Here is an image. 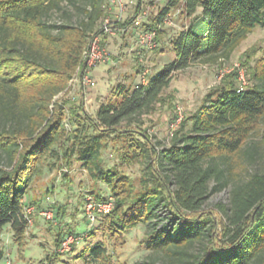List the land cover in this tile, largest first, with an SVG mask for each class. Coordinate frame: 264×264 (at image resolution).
I'll return each instance as SVG.
<instances>
[{
	"label": "trees",
	"instance_id": "trees-1",
	"mask_svg": "<svg viewBox=\"0 0 264 264\" xmlns=\"http://www.w3.org/2000/svg\"><path fill=\"white\" fill-rule=\"evenodd\" d=\"M66 1L75 2L0 0V159L7 161L0 166V236L9 227L13 243L23 246V199L41 177L44 162L69 166L74 160L115 198L112 211L103 216L109 237L147 225L144 248L169 264H264V170L234 184L226 203L203 208L211 194L227 186L231 158L245 154L264 120V55L251 68L256 83L239 89L236 73L227 75L180 123L169 145L152 143L139 130L141 117L153 111L174 73L195 62L228 59L255 27L264 28V0H169L158 22L178 4L190 20L171 41L175 58L143 86L119 85L118 97L100 103L93 116L81 105L69 108L70 132L65 104L54 98L81 66L106 7L103 0H84L88 5L76 8L83 14L78 23L47 20ZM110 137L121 145L120 163L143 169L135 193L129 177L105 167L101 156ZM66 235L58 236L56 245ZM4 258L0 246V261ZM77 258L106 264L108 255L102 243H95Z\"/></svg>",
	"mask_w": 264,
	"mask_h": 264
},
{
	"label": "rangeland",
	"instance_id": "rangeland-1",
	"mask_svg": "<svg viewBox=\"0 0 264 264\" xmlns=\"http://www.w3.org/2000/svg\"><path fill=\"white\" fill-rule=\"evenodd\" d=\"M74 1V4L67 1L66 4H61L55 14L52 13L47 20L54 22L59 18L63 23H78L83 18V14L76 8L87 6L88 3L84 0ZM140 1L142 2L129 0L130 8L118 22H115L116 34L102 37L103 46L108 50L109 61L90 69L96 87L81 86L80 72L75 70L72 76L76 81H73L64 93L56 98L58 102L65 104L64 123L68 132L74 128L73 120L69 116V108L81 105L87 114L93 116L100 103L118 97L116 91L119 85L131 89L133 83L138 82L137 71L141 73L146 69V79H148L160 72L164 64L175 58L171 50V41L188 24L189 18L184 13L173 12L169 23H163L162 20L158 22L157 15L169 0L160 3L156 0ZM179 7L180 4L173 10ZM156 8L159 10L158 14L155 12ZM137 14L141 15L142 22L133 25V18ZM153 26L157 27L149 28ZM98 28L99 23L94 30ZM123 28L125 31H120ZM146 28L158 29L155 38L157 47L152 51L140 50L138 54L136 33ZM109 40H112V46ZM263 55L264 28L257 26L228 59L219 58L207 63L195 62L188 68L174 73L159 103L154 106L151 113L141 117L143 124L139 130L145 132L152 143L159 142L160 146L169 145L180 123L195 111L205 94L219 85L227 75L236 73L237 87H250L256 83L252 78L251 68ZM240 74L243 75L244 83L240 82ZM178 112L182 120L178 126L173 127ZM120 146V143L113 141L111 137L108 138L101 158L105 167H116L129 177L132 192L135 193L141 188L140 179L144 172L139 164L120 163ZM244 150L245 154L249 151L250 156L243 154L239 158H231L233 168L231 167V173L228 172L227 186L222 191L211 194L203 206L204 209H212L217 202L226 203L234 184L251 173L264 170V120L259 130L247 141ZM52 162L54 165H51ZM6 163V160L0 159L1 167H5ZM95 194L106 199L109 196L113 197L105 184L93 182L85 169H82L76 161L72 160V163L66 166L62 161L47 159L43 164L41 177L32 184L23 199L25 206L35 209L30 215L32 224L26 228L23 246L18 247L13 243L9 227H5L0 236V246L4 250L5 258L0 264H100L89 258H77L81 250L95 243H102L106 248L108 255L106 264H136L143 261L152 264H169L162 254L144 248L143 240L147 225H138L114 237H109L107 222L103 216H99L90 227L84 214V205L88 199L96 200ZM113 199L115 203V198ZM48 209L56 211V214L54 213L56 223L49 222L39 215L41 211ZM160 215L162 216L163 213L161 212ZM91 233L93 236H90ZM66 234L72 235L75 241L68 252L61 253L60 245H56L55 241L58 236L63 237Z\"/></svg>",
	"mask_w": 264,
	"mask_h": 264
},
{
	"label": "built area",
	"instance_id": "built-area-1",
	"mask_svg": "<svg viewBox=\"0 0 264 264\" xmlns=\"http://www.w3.org/2000/svg\"><path fill=\"white\" fill-rule=\"evenodd\" d=\"M104 5L106 7V15L102 19L100 25V32L97 35H92L89 39L86 47L84 48L82 55H81V66L76 70L80 72L79 83L84 88H94L96 87V82L92 78V73L90 69L98 64L106 63L109 61L108 50L103 46V36H114L116 34L115 22H118L121 16L128 11L130 8L129 0H103ZM180 13L179 10H173L172 12H167L163 19V23H169L172 13ZM139 22V21H138ZM141 22H139L140 24ZM120 31H125V29H121ZM158 29H145L138 33L136 37V50H138V54L141 51H152L157 47L155 42V38L157 36ZM142 60V59H141ZM146 75L147 70H143L140 74H138V83L139 85L143 86L146 84ZM240 82L243 81V75L240 74ZM73 81H76L74 77L70 79L67 84L69 87ZM66 87V88H67ZM239 89H243L244 87L240 86ZM64 92L59 94L58 96L62 95ZM56 96V98H58ZM182 120L181 114L178 112L177 117L172 124L173 127L179 125ZM114 207V199L113 197L109 196L107 199L103 201H96L93 199H88L86 204L84 205V214L88 225L91 227L99 216H104L109 214ZM35 211V209L31 206H24V214L26 219V228L27 226L32 224L30 215ZM41 217L45 220L56 223V219L54 217L53 210H44L39 213ZM75 241V238L72 235H66L61 244H60V252H68L70 249L71 244Z\"/></svg>",
	"mask_w": 264,
	"mask_h": 264
},
{
	"label": "crops",
	"instance_id": "crops-1",
	"mask_svg": "<svg viewBox=\"0 0 264 264\" xmlns=\"http://www.w3.org/2000/svg\"><path fill=\"white\" fill-rule=\"evenodd\" d=\"M163 0H156V2H158V3H160V2H162ZM138 2L140 3V2H142V1H140V0H138ZM168 4V2H165V6ZM140 8H141V6H140ZM173 8H171L170 10H169V12H172L173 10H172ZM159 10H158V8H156L155 9V12H156V14H158L157 12H158ZM142 13V12H141ZM136 16V17H135ZM134 16V18H133V21H132V23H133V25H136V24H139V22H142V17H141V15L140 14H137V15H135ZM139 21V22H138ZM161 22V21H160ZM141 24V23H140ZM188 24H189V22H188ZM187 24V25H188ZM158 25H160V23L158 24ZM157 25V26H158ZM186 25V26H187ZM157 26H153V27H150V28H156ZM159 28V27H158ZM147 29V28H146ZM138 33L139 32H137L136 33V37H137V35H138ZM110 39V38H109ZM109 42L111 43V45L110 46H112L113 45V43H112V40H109ZM134 50V49H133ZM94 72H96V71H94ZM93 72V73H94Z\"/></svg>",
	"mask_w": 264,
	"mask_h": 264
}]
</instances>
